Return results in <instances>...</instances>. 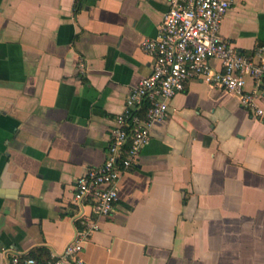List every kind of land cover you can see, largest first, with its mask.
Listing matches in <instances>:
<instances>
[{"label":"crops","instance_id":"0c3cea01","mask_svg":"<svg viewBox=\"0 0 264 264\" xmlns=\"http://www.w3.org/2000/svg\"><path fill=\"white\" fill-rule=\"evenodd\" d=\"M170 1L0 0V264L73 238L74 182L104 163ZM230 1L221 33L250 53L264 0ZM99 225L85 264H264V121L235 93L188 82Z\"/></svg>","mask_w":264,"mask_h":264},{"label":"built area","instance_id":"2783aa9c","mask_svg":"<svg viewBox=\"0 0 264 264\" xmlns=\"http://www.w3.org/2000/svg\"><path fill=\"white\" fill-rule=\"evenodd\" d=\"M231 5L230 0L170 1L157 37L141 42L152 59L151 72L131 89L123 111L114 118L104 163L74 182L73 238L43 260L12 253L7 264H85L86 245L99 230L100 220L114 212L120 179L137 164L152 127L167 119L169 102L188 82L235 93L243 107L264 121V110L256 104L264 83V45L240 52L223 37L222 21ZM248 80L253 91L245 89Z\"/></svg>","mask_w":264,"mask_h":264},{"label":"trees","instance_id":"16d2710c","mask_svg":"<svg viewBox=\"0 0 264 264\" xmlns=\"http://www.w3.org/2000/svg\"><path fill=\"white\" fill-rule=\"evenodd\" d=\"M22 257H27V258H36L39 260H43L47 257L46 252L43 249H36V250H32L29 253H27L26 255H23Z\"/></svg>","mask_w":264,"mask_h":264}]
</instances>
